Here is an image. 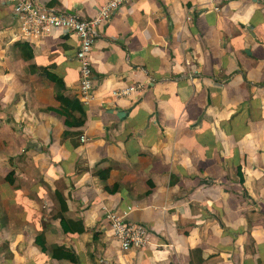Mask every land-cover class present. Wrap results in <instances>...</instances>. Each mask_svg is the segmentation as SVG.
<instances>
[{"label":"crops","instance_id":"obj_1","mask_svg":"<svg viewBox=\"0 0 264 264\" xmlns=\"http://www.w3.org/2000/svg\"><path fill=\"white\" fill-rule=\"evenodd\" d=\"M96 30L85 102L78 36L21 37L0 0V264H264V0H135ZM111 210L150 243L123 250Z\"/></svg>","mask_w":264,"mask_h":264},{"label":"built area","instance_id":"obj_2","mask_svg":"<svg viewBox=\"0 0 264 264\" xmlns=\"http://www.w3.org/2000/svg\"><path fill=\"white\" fill-rule=\"evenodd\" d=\"M135 0H110L101 8L99 14L85 20L74 13L58 10L38 2V0H8L19 22V34L21 37L44 36L53 30L72 32L79 38L76 51V59L80 65V94L85 102H89L95 87L92 73L90 54L98 36L96 27L110 17L123 5L133 3ZM87 85V87L85 86ZM134 86L115 95L127 94L135 90ZM82 141L86 138L81 136ZM45 207H49L48 204ZM131 209V207H130ZM128 211L123 213L108 211L105 218L109 222L113 235L119 241L123 250L142 248L150 243L151 236L147 227L141 223L128 220Z\"/></svg>","mask_w":264,"mask_h":264},{"label":"trees","instance_id":"obj_3","mask_svg":"<svg viewBox=\"0 0 264 264\" xmlns=\"http://www.w3.org/2000/svg\"><path fill=\"white\" fill-rule=\"evenodd\" d=\"M18 45H24V43L23 44H20V43H17ZM29 57L30 56H32V54H30V55H28ZM49 76L51 77V78H53V79H55V81L57 82V84H58V87H59V91H60V100L61 101H63V103H65V104H70V103H76L75 102V100H73L72 102L71 101H69V99L66 97V96H64V93H63V89H64V84L61 82V80L59 79V78H57L54 74H52V73H49ZM58 196V202H59V205H60V207H61V213H60V218H61V224H62V227H63V230L65 231V232H71V233H75V232H83L84 231V227L83 226H81V225H77L76 226V224L78 223H80V222H75L74 220H72V219H67L66 217H64V213L66 212V210H67V203H66V200H65V198L62 196V195H60V194H58L57 195ZM44 247V246H43ZM44 249H45V247H44ZM57 249H59V250H62L60 247H56L55 248V252H57ZM64 251H66V250H63V251H60V252H64ZM58 253H55V255H57Z\"/></svg>","mask_w":264,"mask_h":264},{"label":"clouds","instance_id":"obj_4","mask_svg":"<svg viewBox=\"0 0 264 264\" xmlns=\"http://www.w3.org/2000/svg\"><path fill=\"white\" fill-rule=\"evenodd\" d=\"M3 50H0L2 52ZM80 70V66L72 65L67 68V71L69 73H73V75L70 76L71 80L77 79V77L74 75V72H78ZM87 87V85H85ZM91 163V162H90Z\"/></svg>","mask_w":264,"mask_h":264},{"label":"rangeland","instance_id":"obj_5","mask_svg":"<svg viewBox=\"0 0 264 264\" xmlns=\"http://www.w3.org/2000/svg\"><path fill=\"white\" fill-rule=\"evenodd\" d=\"M1 231H2V232H5L2 228H1Z\"/></svg>","mask_w":264,"mask_h":264}]
</instances>
